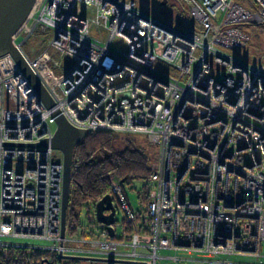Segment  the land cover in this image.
Wrapping results in <instances>:
<instances>
[{"label":"built area","instance_id":"1","mask_svg":"<svg viewBox=\"0 0 264 264\" xmlns=\"http://www.w3.org/2000/svg\"><path fill=\"white\" fill-rule=\"evenodd\" d=\"M176 1L190 19L183 28L143 16L134 0L33 1L12 42L54 104L39 100L10 54L0 56V238L48 244L0 247L145 264H158L161 248L264 256V61L248 64L231 52L249 40L243 25L264 20V0H252L254 8ZM36 33L49 40L30 57L22 45ZM49 51L70 59L57 79ZM54 110L87 132L142 134L157 150L138 209L110 175L121 215L113 235L94 208L87 225L69 234L66 223L61 235L62 156L32 146L52 137Z\"/></svg>","mask_w":264,"mask_h":264},{"label":"rangeland","instance_id":"2","mask_svg":"<svg viewBox=\"0 0 264 264\" xmlns=\"http://www.w3.org/2000/svg\"><path fill=\"white\" fill-rule=\"evenodd\" d=\"M136 5L145 11L149 16L157 18L159 21L175 26L177 28H183L190 23L188 14L186 13L187 8L183 3L176 0H166L162 3V0H134ZM254 8L255 5L252 0H238ZM244 30L248 33L249 40L246 46L232 50V54L237 58L241 59L243 62L248 64H253L258 61H264V20L253 16L252 19L243 25ZM49 40V34L36 33L27 39L23 45V50L30 57H35L47 44ZM114 45H120L118 40L114 41ZM45 61L49 69L51 79H57L62 76L64 71L70 66V59L62 54L49 51L45 56ZM5 105L9 108L14 107V101L9 93L5 95ZM118 133V132H117ZM120 135H131L140 146H144L150 155L149 167L156 159L157 150L150 144L144 135L136 133L119 132ZM56 154H60L59 150L54 151ZM146 186L144 190H149V181L146 179ZM144 181L142 179H133L129 183L124 184L127 200L132 209L136 210L140 207V201L137 195L141 193V187ZM144 191V192H145ZM145 195V193H144ZM143 203V202H142ZM90 208L86 206L80 207L78 210V222L81 225H87V212ZM121 215L119 213L115 214V219L120 220ZM97 223V222H96ZM98 225H100L98 223ZM119 228L115 225V231L118 232ZM0 241L6 242L8 244H21L28 246L44 247L48 244L47 241L43 239H35L28 237H13V236H3ZM160 258L158 259V264H264V256L255 255H217L210 254L203 251H189V250H171L167 248H161L157 251ZM262 253L264 254V242L262 244ZM80 264H92L89 260H83ZM223 261L224 263L220 262ZM95 264H128L126 262H114V261H99Z\"/></svg>","mask_w":264,"mask_h":264},{"label":"trees","instance_id":"3","mask_svg":"<svg viewBox=\"0 0 264 264\" xmlns=\"http://www.w3.org/2000/svg\"><path fill=\"white\" fill-rule=\"evenodd\" d=\"M150 155L144 146L131 135H120L113 131L88 132L74 149L71 164V181L67 206V233L73 234L81 224L78 210L86 206L92 210L95 202L108 193L110 175L129 183L133 179L144 181L140 203L146 200V179L150 167ZM145 191V192H144ZM145 193V195H144ZM91 235V232L87 233ZM80 264L81 259L49 257L47 252L21 246L0 247V264ZM95 264L94 261L90 262Z\"/></svg>","mask_w":264,"mask_h":264},{"label":"water","instance_id":"4","mask_svg":"<svg viewBox=\"0 0 264 264\" xmlns=\"http://www.w3.org/2000/svg\"><path fill=\"white\" fill-rule=\"evenodd\" d=\"M34 0H0V56L10 54L19 70L23 73L29 84L33 88L36 96L47 107L53 106L54 102L43 83L29 67L25 58L12 42V34L20 26L29 12ZM166 0H162L165 3ZM142 10V9H141ZM146 16V12L141 13ZM155 18V17H152ZM55 129L52 137L47 140L43 139L32 144L35 147L50 146L53 149L59 150L62 156V200H61V235L64 234L66 225L67 206L69 201V187L71 181V164L73 161V153L75 146L81 142L87 135V131L82 128H76L70 125L64 116L54 110ZM95 219L102 224L109 235L114 234L113 223L115 222V207L112 197L109 193L103 195L94 204ZM64 258H75L89 261H105L95 257L60 255ZM107 261V260H106ZM128 264H145L137 261H122ZM43 264H51L46 259Z\"/></svg>","mask_w":264,"mask_h":264}]
</instances>
